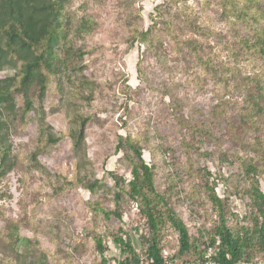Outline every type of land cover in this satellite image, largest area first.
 Wrapping results in <instances>:
<instances>
[{
  "label": "rangeland",
  "instance_id": "rangeland-1",
  "mask_svg": "<svg viewBox=\"0 0 264 264\" xmlns=\"http://www.w3.org/2000/svg\"><path fill=\"white\" fill-rule=\"evenodd\" d=\"M162 2L67 3L58 51L67 66L41 108L35 102L25 112L23 96L15 94L7 136L13 168L0 181V264H134L117 239L131 241L147 264L150 228L127 195L128 140L140 146L157 191L191 236L210 241L221 211L198 175L216 186L232 230L251 225L243 168L253 159L264 170V151L255 146L264 144V55L241 40L261 34L264 0H188L182 17L173 13L177 36L162 30L149 48L134 43ZM187 40L193 42L185 46ZM15 62L0 68V79L20 80ZM176 116L214 138L186 136ZM229 128L242 134L232 138ZM161 236L164 250L176 254L178 233L167 225Z\"/></svg>",
  "mask_w": 264,
  "mask_h": 264
},
{
  "label": "trees",
  "instance_id": "trees-1",
  "mask_svg": "<svg viewBox=\"0 0 264 264\" xmlns=\"http://www.w3.org/2000/svg\"><path fill=\"white\" fill-rule=\"evenodd\" d=\"M68 2L69 0H0V68L6 65L14 66L15 61L21 64L18 82L17 76L0 79V181L13 168L9 159L10 146L7 136L17 115L15 94L23 96L25 112L30 111L35 102H38L41 108L43 95L52 79L59 75L62 67L67 66L66 58L58 56V51L62 49L61 44L65 40L63 15ZM187 2L188 0H163L150 15L149 28L146 31L136 32L134 43L138 42L149 48L157 33L162 30L177 36L178 30L173 13L177 12L182 17ZM186 15L187 13H184V16ZM188 23L191 26L193 24ZM191 42L193 41L187 40L184 44L186 46V43ZM241 43L247 50L259 46V50L264 55V27L254 41L245 37ZM175 121L185 131L186 136L214 138L211 131L199 128L197 122L189 118L176 116ZM85 123L86 121L80 122L78 138L83 137ZM227 132L232 138L242 134L241 131L231 128ZM44 138L52 143L57 141L52 135H45ZM78 141L76 140V144ZM255 146L264 151V144L261 142L256 143ZM126 147L133 155L131 179L126 182L127 195L131 201L139 205L140 213L147 219L150 228L147 264L196 261L208 254H212L215 260L225 264L264 258V192L260 188V179L263 180L264 170H261L258 163L250 159L243 168L249 184L245 194L252 215L251 225L245 227L238 224L234 230L228 226V217L221 207L222 200L216 194V186L210 185L198 175L204 193L221 209L210 241L203 242L202 236L198 238L191 236L189 226L175 216L166 198L157 191L153 169L144 162L140 146L128 140ZM261 158L264 159V153ZM167 225L179 235V249L173 255L164 250L162 242L161 230ZM10 235L14 237L13 229ZM117 243L122 252L129 254L131 262L140 264L131 241L117 239ZM98 249L103 253L100 242ZM254 250L262 253L252 257ZM191 252H198L197 256L190 259L183 258Z\"/></svg>",
  "mask_w": 264,
  "mask_h": 264
},
{
  "label": "built area",
  "instance_id": "built-area-1",
  "mask_svg": "<svg viewBox=\"0 0 264 264\" xmlns=\"http://www.w3.org/2000/svg\"><path fill=\"white\" fill-rule=\"evenodd\" d=\"M166 264H225V263H221L215 260L212 257V254H208L201 260H196V261L186 260V261H173V262L169 261ZM230 264H264V258H255L254 260L251 261H239Z\"/></svg>",
  "mask_w": 264,
  "mask_h": 264
}]
</instances>
